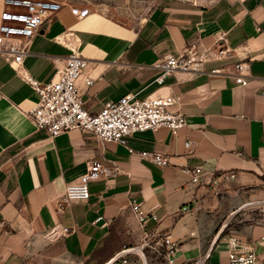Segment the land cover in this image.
I'll list each match as a JSON object with an SVG mask.
<instances>
[{"label":"crops","instance_id":"obj_1","mask_svg":"<svg viewBox=\"0 0 264 264\" xmlns=\"http://www.w3.org/2000/svg\"><path fill=\"white\" fill-rule=\"evenodd\" d=\"M63 3L33 38L21 73L0 54V264H104L145 240L149 264H168L157 252H166L165 237L178 242L173 264H230L233 238L264 264V205L243 207L264 199V0H160L137 27ZM73 48L89 59L93 83L81 82L80 93L93 113L127 94L181 97L187 125L177 133L161 126L129 137L136 151H159L169 164L80 129L51 137L27 117L39 93L22 74L49 82ZM191 48L228 51L204 71L159 80L155 63ZM242 60L250 62L246 85L228 72ZM92 159L118 170L92 181L87 201L57 212L54 199ZM198 165L214 172L210 181L191 182L184 167ZM57 225L68 231L52 241L46 232Z\"/></svg>","mask_w":264,"mask_h":264},{"label":"built area","instance_id":"obj_2","mask_svg":"<svg viewBox=\"0 0 264 264\" xmlns=\"http://www.w3.org/2000/svg\"><path fill=\"white\" fill-rule=\"evenodd\" d=\"M64 5L61 0H3L0 12V54L11 59L12 64L21 73L24 57L30 53V46L35 35L43 27L48 18L59 11ZM84 13V12H83ZM58 41L62 38L57 37ZM228 49L215 52L208 49L198 52L191 48L176 56L165 54L155 66L162 70L159 80L163 81L176 70L194 72L204 71L207 60L222 57ZM89 59L84 57L76 48L65 58L64 63L57 70L49 82L44 83L30 73L22 74L24 79L39 93V100L25 111L27 117L37 129H46L51 137L73 129H80L84 133H92L101 141H116L126 145L132 153L150 159L159 165L169 164V157L159 151H136L129 145V137L137 132L157 129L167 126L173 133L187 125V117L179 108L181 97L176 94L148 96L139 98L134 94H127L117 100L108 101L103 109L93 113L85 105L80 93V84H92L93 79L86 75ZM250 62L242 60L236 63L231 71L237 83L246 85L251 77ZM264 97V88L261 92ZM1 97V93H0ZM191 141L186 146H191ZM118 167L111 169L97 159L89 161L87 169L77 180L67 183L65 190L54 199L57 212L63 211L74 202L87 201L90 198V183L103 176L116 172ZM184 171L191 175L193 184L210 181L213 171L203 166L184 167ZM236 173L226 174L227 178H234ZM133 208L141 223L146 213L140 209V203H134ZM264 215V210H263ZM101 216L99 217V219ZM67 227L57 225L46 232V237L52 241L64 236ZM233 245L229 252L230 264H254L257 255L253 251L247 255L240 253ZM162 242V243H161ZM166 252L158 253L165 257L168 264L174 263L172 255L176 254L177 241L165 237L161 241ZM149 246V244H148ZM135 255H124L112 264H142Z\"/></svg>","mask_w":264,"mask_h":264},{"label":"rangeland","instance_id":"obj_3","mask_svg":"<svg viewBox=\"0 0 264 264\" xmlns=\"http://www.w3.org/2000/svg\"><path fill=\"white\" fill-rule=\"evenodd\" d=\"M84 13L99 11L133 26H139L160 0H61Z\"/></svg>","mask_w":264,"mask_h":264},{"label":"water","instance_id":"obj_4","mask_svg":"<svg viewBox=\"0 0 264 264\" xmlns=\"http://www.w3.org/2000/svg\"><path fill=\"white\" fill-rule=\"evenodd\" d=\"M246 205H264V199H257V200H253V201L247 202L243 207H245ZM227 223L228 222H225L221 226V228L219 229V231L217 232V234L215 235V237L213 239V242L211 244L210 250L205 254V256L203 257V259H205V258H207L209 256L211 250L214 247L215 242L217 241V239L219 238V236L221 235V233L226 228ZM148 244H150V243L147 240H145V241H143L142 243H140L138 245L125 247V248L121 249L120 251H118L117 253H115L104 264H112L118 258H120L121 256H124V255H135V256H137V257L140 258L142 264H149L148 256H147V253H146V248H147ZM201 260H198V261H196V262H194L192 264H200Z\"/></svg>","mask_w":264,"mask_h":264}]
</instances>
